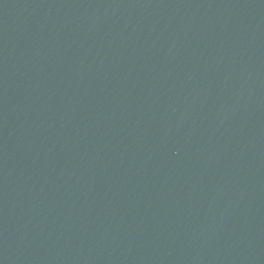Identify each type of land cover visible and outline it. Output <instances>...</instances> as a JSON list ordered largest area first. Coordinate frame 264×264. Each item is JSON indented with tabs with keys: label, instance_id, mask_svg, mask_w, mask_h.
<instances>
[{
	"label": "water",
	"instance_id": "1",
	"mask_svg": "<svg viewBox=\"0 0 264 264\" xmlns=\"http://www.w3.org/2000/svg\"><path fill=\"white\" fill-rule=\"evenodd\" d=\"M0 264H264V0H0Z\"/></svg>",
	"mask_w": 264,
	"mask_h": 264
}]
</instances>
